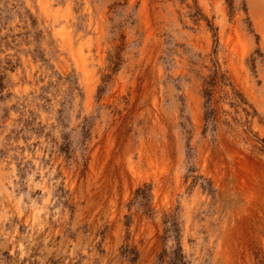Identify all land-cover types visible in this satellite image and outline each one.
I'll list each match as a JSON object with an SVG mask.
<instances>
[{
  "label": "rangeland",
  "instance_id": "rangeland-1",
  "mask_svg": "<svg viewBox=\"0 0 264 264\" xmlns=\"http://www.w3.org/2000/svg\"><path fill=\"white\" fill-rule=\"evenodd\" d=\"M0 264H264V0H0Z\"/></svg>",
  "mask_w": 264,
  "mask_h": 264
},
{
  "label": "bare ground",
  "instance_id": "bare-ground-1",
  "mask_svg": "<svg viewBox=\"0 0 264 264\" xmlns=\"http://www.w3.org/2000/svg\"><path fill=\"white\" fill-rule=\"evenodd\" d=\"M9 177V176H8ZM10 177H12V176H10ZM7 183V182H6ZM5 184V183H4ZM6 185H8V184H6ZM10 185V184H9ZM43 186H44V184H43ZM4 190H6V189H4ZM45 190V189H44ZM47 192V191H46ZM13 194V193H12ZM8 196V195H7ZM45 197H46V195H45ZM48 198V197H47ZM12 199V198H11ZM46 199V198H45ZM35 204V203H34ZM44 204V203H43ZM46 206V205H45ZM37 216V215H36Z\"/></svg>",
  "mask_w": 264,
  "mask_h": 264
}]
</instances>
